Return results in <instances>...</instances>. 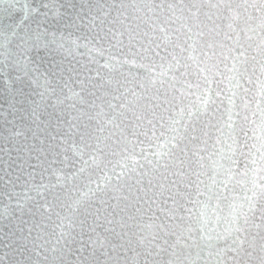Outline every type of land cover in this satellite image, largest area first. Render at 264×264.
<instances>
[{"label":"water","instance_id":"obj_1","mask_svg":"<svg viewBox=\"0 0 264 264\" xmlns=\"http://www.w3.org/2000/svg\"><path fill=\"white\" fill-rule=\"evenodd\" d=\"M189 52L218 62L215 103L158 159L161 133L196 107L179 89L206 86ZM231 133L235 175L209 191ZM262 134L264 0H0V264H264Z\"/></svg>","mask_w":264,"mask_h":264},{"label":"snow or ice","instance_id":"obj_2","mask_svg":"<svg viewBox=\"0 0 264 264\" xmlns=\"http://www.w3.org/2000/svg\"><path fill=\"white\" fill-rule=\"evenodd\" d=\"M90 44H91V41H86L83 43H79L75 40L73 41V45L76 48L85 47L88 49L89 53H92L94 51L97 53L100 52L99 49H97L95 47H90L89 46ZM57 47L63 48L64 45H63V43H57ZM209 47H212L211 43L209 44ZM181 51H184V49L181 48ZM229 51H231V50H229ZM100 54H102V53H100ZM157 54H159V53H157ZM238 55L243 56V52L239 53ZM204 56L206 57V59L204 61H201V60H199L198 55H193L192 52L188 53L187 59H189L193 62V65L195 66L196 70L198 71L200 81L206 86L201 87V83H196L195 85H193L191 82L185 81L184 83L186 84L187 89H191V88L195 87L196 89H200V91H198L196 93H192L190 91H185L184 88L179 89V91L182 95L191 96V95L195 94V96H196V100H195L196 107L194 108L190 104L188 106L187 114H185L183 108H180L179 116L175 120L171 121V126L167 130L168 133H171V135H167L163 132L161 133V136H163L164 139L162 141L161 140L157 141L158 149H157L155 155L157 156L158 159L160 157L168 156L171 149H181V145L179 142L184 139V135H183V132L181 131V127H180L181 120H183V130L187 131L189 122L193 119L196 112L199 111L200 115H204L208 112L209 105L215 103V100L213 99V95H212V91H213L212 90V84L214 82V78L221 76V73L218 70V62L216 64L209 63L210 57L208 56L207 52L204 53ZM223 56L225 59H228L229 58L228 52H224ZM172 60L176 61L175 68L179 69L181 67L180 61L177 59V57L174 54L172 55ZM124 62L133 64V65L136 64L135 59H133V60L125 59ZM240 62L241 61L238 59V56L233 55L232 56V68L228 69V72L230 74L227 76H222V80L225 83V86L227 88H229L230 90H232L233 95H236L235 89L240 87L239 76H238V73H239L238 64ZM105 66L106 67L108 66L107 61H105ZM140 66L141 67H147L146 65H140ZM183 67L187 70L188 65L185 64V65H183ZM172 68H173V65L171 62H169L167 69H165L163 66H161V72L159 73V76L168 75V70L172 69ZM149 71H153V69L150 68ZM182 75H187V71L182 73ZM171 78L173 80H176V76L174 74L172 75ZM233 81H235V83H233ZM152 83L153 84L156 83V76H153ZM161 83H163V81H161ZM201 93H202V95H201ZM216 96H220L219 91L216 92ZM231 112H232V108L230 107L228 110V123H227V127L230 130L234 127V121H233V116H232ZM185 115L187 118H185ZM193 131H195V129H193ZM217 131H221V130L217 129ZM204 135H205V137H207V132H205ZM262 135H264V134H262ZM153 136H155V129H153ZM192 138L196 139V137L194 135ZM230 139H231V143L228 142V139H225L223 141V143L225 145H227V148L225 149L224 147H221L219 152L217 153L218 159L213 161L214 174L211 178V184L209 185V191H211L212 186L216 184V176L218 174H222V175L226 176V179L223 180V185L225 188L227 187L228 182L231 181L233 179V176L235 175V173L232 170V167H229V166L225 165L224 163H222V161H224L226 159H232V157L235 156L238 146L242 147V145L238 144L237 137L234 133L230 134ZM205 142H206V140H205ZM216 144L217 145L221 144V140L219 137L216 138ZM169 145H171V148H169ZM261 147H262V149H264V141H262ZM182 150H183L185 156H187V154H188L187 148L185 147ZM226 151H227V153H230V155L226 156L225 155ZM193 156L198 158L197 162L199 163L200 168H203L202 161H203L204 157L200 155V151H194ZM261 160L264 161V150L261 151ZM237 163H238V161L233 160V165H235ZM251 163L253 165H255L256 164L255 159H253L251 161ZM252 171L255 174L257 172L264 171V167L253 168ZM241 174L243 175L244 173H241ZM181 175H183V173H181ZM196 175L199 177L200 175H202V173L197 171ZM261 179H264V177H261ZM202 183L203 182L201 181L200 183L197 184L196 196L205 195V193L200 189V184H202ZM254 186L259 187L261 189H264V185H259V184L254 183ZM209 199H211V197H209ZM206 209H207V204H204L202 202L201 216L205 215Z\"/></svg>","mask_w":264,"mask_h":264}]
</instances>
